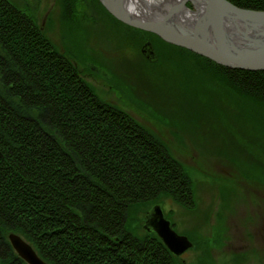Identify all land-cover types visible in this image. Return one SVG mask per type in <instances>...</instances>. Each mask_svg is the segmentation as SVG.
<instances>
[{
  "label": "trees",
  "instance_id": "1",
  "mask_svg": "<svg viewBox=\"0 0 264 264\" xmlns=\"http://www.w3.org/2000/svg\"><path fill=\"white\" fill-rule=\"evenodd\" d=\"M227 1L264 11V0ZM171 46L199 57L212 80L264 113V71ZM0 151V264H27L11 233L48 264H178L155 232L130 224L139 207L150 206L147 214L163 196L193 209L189 172L129 113L102 100L39 23L9 0H0Z\"/></svg>",
  "mask_w": 264,
  "mask_h": 264
},
{
  "label": "rangeland",
  "instance_id": "2",
  "mask_svg": "<svg viewBox=\"0 0 264 264\" xmlns=\"http://www.w3.org/2000/svg\"><path fill=\"white\" fill-rule=\"evenodd\" d=\"M9 1L39 23L102 100L129 113L189 172L193 209L168 196L155 202L193 242L178 264H264V113L216 83L199 57L111 19L101 0L105 13L90 0L67 8L61 0ZM147 40L156 64L140 51ZM149 207L132 214L135 232H144Z\"/></svg>",
  "mask_w": 264,
  "mask_h": 264
},
{
  "label": "water",
  "instance_id": "3",
  "mask_svg": "<svg viewBox=\"0 0 264 264\" xmlns=\"http://www.w3.org/2000/svg\"><path fill=\"white\" fill-rule=\"evenodd\" d=\"M174 1L162 20L151 21L132 13L131 0H101L112 16L128 26L156 34L170 44L188 49L226 67L264 71V61L253 62L248 58V63H244L242 60L245 59L241 58L255 51L264 54V11L245 10L227 0H220L234 11V20L226 24L222 23V19L209 20L206 0ZM185 3L192 4L193 9L188 10L194 13L196 21L182 27L177 20L180 16L178 6H186ZM141 52L151 63L157 62L152 42L148 41ZM1 158L3 154L0 151ZM144 229L155 232L177 257L193 247V242L187 236L174 230L160 205H155L147 214ZM9 240L15 252L27 264H48L21 236L11 233Z\"/></svg>",
  "mask_w": 264,
  "mask_h": 264
},
{
  "label": "bare ground",
  "instance_id": "4",
  "mask_svg": "<svg viewBox=\"0 0 264 264\" xmlns=\"http://www.w3.org/2000/svg\"><path fill=\"white\" fill-rule=\"evenodd\" d=\"M131 10L135 16L142 17L146 20L160 21L163 19L165 13L169 11L170 5L174 0H131ZM178 6L180 16L177 18L178 24L182 27L188 24H194L196 21L194 13L190 9L189 3ZM206 8L208 10V18L210 21L222 19V23H229L234 20V11L220 0H206ZM178 13V11H177ZM176 13V14H177ZM226 23V24H227ZM244 63H248L247 59L251 58L253 62L264 61V54L260 52H250L246 56L241 57ZM238 61V60H237Z\"/></svg>",
  "mask_w": 264,
  "mask_h": 264
}]
</instances>
